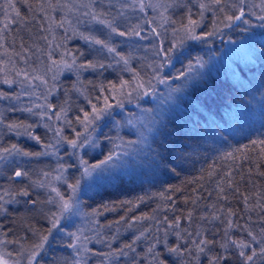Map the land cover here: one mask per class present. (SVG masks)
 <instances>
[{
    "label": "trees",
    "instance_id": "trees-1",
    "mask_svg": "<svg viewBox=\"0 0 264 264\" xmlns=\"http://www.w3.org/2000/svg\"><path fill=\"white\" fill-rule=\"evenodd\" d=\"M174 1H128V12L114 16L120 0H98L103 12H95L94 4L90 9L82 6L76 14L83 28L73 32L66 25L69 7L64 0H0V29L8 26L0 32V64L9 63L10 69H27L34 63L45 65L52 78L48 85L51 91L45 93L46 98L37 105L38 100L24 78H17L13 71H4L0 67V94H8L0 98V152L15 145L22 153L30 154H18L19 158L13 154L5 160L8 164L3 169L4 174H0V196L3 197L0 233L14 249L22 241L28 244L47 236L36 264H72L70 252L64 245L70 236L46 234L50 209H47L41 188L32 185L34 179H41L53 171L47 156L36 155L48 137L47 128L37 120L40 111L36 108L47 105L51 112L48 104L53 103L60 111V130L71 136V126L90 103H98L102 96L111 95L113 84L117 86L128 81L125 66L116 61L113 64L110 53L95 44L94 39L106 41L120 56L125 51L130 52L134 60H128V68L133 72L145 73L151 65L152 56L143 53L149 58L148 65L140 67L138 57L134 58L138 55L137 50L126 36L121 38L106 31L107 24H101L99 20L111 22L115 28L124 31L145 19L156 22L151 38L158 41L157 49L173 48L169 54L170 63L164 62L161 54L159 63L164 62L166 66L159 76L162 73L164 78L167 65L176 66L173 84L182 88L174 97V106H162L156 124L141 143L136 140L138 137L134 140V133L118 130L111 121L110 111L116 106L115 102L97 129L96 150L91 155L90 150L83 147L82 157L95 165L109 155L113 156L112 162L101 167V173H92L94 168L90 170L87 178L92 177V183L88 184L86 178L80 180L82 188L73 198L82 217L90 218L87 220L92 230L90 237H96L99 242L89 252L105 254L102 255L105 264H159V261L164 264H209L212 257L224 253L220 245L228 242L229 259L223 264H244L239 249L230 243L235 240L250 245L244 250L246 255H251L253 248L256 250L257 255L248 264H264V255L260 254L264 246V210L259 207L264 205V176L260 174L264 173V157L259 154V148L252 145V141L264 139V42L256 39L249 46L247 56L232 52L212 64L207 63L209 56L216 52L213 43L218 42L219 37L264 34V21L258 19L264 11L257 15L253 1L248 4L243 0L241 9L246 2L251 10L248 14L256 22L244 15L242 20L226 27L228 21L221 26L220 20L226 15H237L226 0L212 7L210 0H206L209 11L198 19L194 17L203 0ZM9 3L14 8H9ZM160 4L164 6L159 7ZM225 10L227 14L223 13ZM16 12H19L18 17ZM93 14L97 19H93ZM189 15L198 21L195 35L202 38L189 37L180 39L177 44L168 43L170 29L188 24ZM210 26L212 29L208 30ZM203 31L212 35L202 34ZM109 34L111 36L107 38ZM73 42L81 49L71 47ZM146 45L152 48V44L146 42ZM64 51L70 54L71 60ZM73 57L76 59L73 69L62 66L65 61L71 64ZM59 58V69L52 68V63H57ZM90 61L103 63L105 67L76 71ZM189 64L193 66L191 71ZM178 71L186 73L177 74ZM12 78L15 81L5 82ZM160 78H155L151 86ZM33 84L31 87L34 88ZM129 85L126 92L135 87L134 82ZM151 86L146 89L148 95L141 91L140 95L132 96L129 105L123 100L122 107L134 106L140 111L151 107L149 102L160 101L165 91L159 94L160 100H156L152 97ZM39 90L46 91L40 85ZM32 99L34 102L30 104ZM68 121H71L70 125ZM9 125L18 127L10 129ZM227 153H233V156H226ZM70 157L71 162L73 151ZM75 168L74 164L67 167L65 174L73 175ZM15 169L28 175L15 178ZM68 179L71 183L76 181L71 176ZM22 189L29 195H20ZM245 197H248L247 202ZM33 200L37 201L35 205L30 203ZM190 212L191 219L188 218ZM229 213L233 215L229 216ZM229 219L233 222L230 228L226 223ZM67 228L69 231L72 226ZM249 232L256 236L255 241ZM205 238L212 243L201 245L204 251L199 252L196 243ZM129 244L131 249L125 247ZM177 247L179 254L169 251ZM121 250L126 254L121 255ZM108 253L115 254L109 256ZM3 259L8 264L11 262ZM14 264L28 263L22 258Z\"/></svg>",
    "mask_w": 264,
    "mask_h": 264
},
{
    "label": "rangeland",
    "instance_id": "rangeland-1",
    "mask_svg": "<svg viewBox=\"0 0 264 264\" xmlns=\"http://www.w3.org/2000/svg\"><path fill=\"white\" fill-rule=\"evenodd\" d=\"M90 1L91 2L84 4L83 2H81V0H64V3L69 7V12H68L67 19H66V25L69 31L74 32V31L82 30L83 27L79 24L78 16L76 14V12L82 6H85L88 9H90V7H92L94 4L95 12L97 13L103 12V7L100 4V2H98V0H90ZM128 1L132 2L133 0H128ZM128 1L120 0V2L118 3V8H117L118 11L115 12L114 16L118 14H123L124 12H128V7H129ZM181 1L182 0H175L174 2L179 3ZM203 1H204L203 2L204 4L208 5V2L206 0H203ZM252 1H253V5L255 6V10H256L255 13L259 15L262 12L261 10L262 0H246L248 4L251 3ZM246 2H244L243 4V9L246 13L245 17L248 18V15H249L248 12H250L251 10H249ZM193 3L195 2L193 1ZM209 3L211 4V7L217 6V4L214 3V1L210 0ZM226 3L233 8L232 11H234L235 13H237V15H239V10L241 9V6H242L241 0H226ZM163 6H164L163 4L159 5V7H163ZM208 9H209V6L203 10L200 8L197 16L194 18H197V19L200 18L201 12H203L202 16H204L206 12L209 11ZM227 12L228 11L225 10L223 13L227 14ZM176 18L178 19V16ZM249 19L256 22L255 18H253L252 16H250ZM226 22L227 20H225V16H224V19L220 20V24H222L221 26H223ZM155 23L156 22L145 19L144 21L139 23L138 26L135 25L134 27H126V29L124 30V31L128 30L127 33H139V35H134V34L126 35V40L132 43L133 47H135V49L137 50L136 54L138 55L135 56L134 58L138 57L137 62L139 63L140 67L145 68V65H148L149 58L143 53H147L148 55L152 56V60L150 62L151 65L148 67L145 73L138 72L137 70L133 72L131 71L130 68H128L130 70L126 69L125 71H126V74H128V82L129 83L134 82V84H136L137 81L143 82L145 84L144 90L148 88L149 81H151V84H152L155 78L161 77L160 79H163L165 82L161 83L159 79L158 83L151 86V88L154 90L152 97H154L156 100H160L158 99L159 94H162L164 90L165 92L162 95L163 98L160 101H156L155 103H153L154 101L149 102V105H152V106L148 107L147 109L140 110V111H137V109H135L134 106H132V108H124V107L115 106L111 108V111H110L111 112L110 115L112 118L110 119L112 122L115 123L116 128L118 130L127 129L132 134L134 133L133 134L134 140L138 137L136 140L140 143L143 141L144 137L147 136V134L151 131L153 126L156 124L157 122L156 120H157L159 112L162 110V106L165 104L166 106L169 104L170 105L173 104L174 106L175 105L173 102L174 97L180 92L182 88L180 87L181 85L179 84L178 85L173 84L174 77H175L174 72L176 71V66L172 64L169 66L167 65V69L163 71L164 78L162 77L163 75L162 73H161V76L159 77L154 75L153 68L155 67V65L159 64V59L161 56V55H157V53L159 52V50L157 49L158 41L156 40V38H153V39L151 38V32L153 31V26ZM182 26L170 29L169 31L170 39L167 38L168 43H170L171 45L175 43L177 44L179 43L180 39L181 41H183L184 39L190 37V35L186 34ZM105 29L106 31H110L111 33H113L109 27ZM211 29H212V26L208 28V30H211ZM117 30L120 31L121 29L117 28ZM113 34H116V33H113ZM202 34H209V33L206 31H203ZM110 36L111 35L109 34L107 38H110ZM84 37L86 38V36ZM122 37L123 36H121V38ZM115 38L117 39L118 37H115ZM256 39H260L261 42H264V34L263 33H242L241 35L226 34V36H224L223 38L219 37L218 42L213 43L214 47L216 48V52L214 54L212 53L209 56L207 63L212 64L214 61L222 58L224 54L226 55L232 52L241 53L247 56L249 53L248 51L250 49L249 46H251L253 42H256ZM146 42L152 44V48L150 47V45L147 46ZM71 47H74L75 49H79V50L81 49L78 43L76 42H73L71 44ZM64 53L67 54L66 56L68 57L70 56V54L67 53V51H64ZM120 55L117 56L114 53L110 54V59L112 60L111 62L113 64H116L114 61L119 60ZM123 56H125V58H127L128 60L132 58L131 53L127 51H125ZM60 59L61 58L57 60V63L56 61L52 63V68H55V69L58 68ZM69 60H71L70 57H69ZM132 60L134 59L132 58ZM121 64L124 65L123 62H121ZM62 66H65L63 62H62ZM0 67H2L4 71H7L8 69H9L8 72L13 71V75L17 78H24L23 79L24 82L31 89V91H33L34 96L38 100L37 105L42 104L41 100L42 99L44 100L46 98L45 93L51 91V87L49 88L48 85H49V81L52 78H51V74L46 72L45 65H36L34 63L33 65H31L30 68H27V69L26 68L10 69L11 68L10 64L4 62L0 64ZM181 73H186V72L178 71L177 74H181ZM13 79L15 78L10 79V81H12ZM32 84L34 85V88L33 86L31 87ZM39 85L42 87L43 90H46V91L43 92L39 90ZM120 87H121L120 84L116 86L117 89H119ZM144 90H141V91H144ZM124 91L126 92L125 89ZM131 92H132V96L136 94L133 90ZM4 95H8V94L4 93ZM111 95H115V93L112 91ZM107 96H109V94H107ZM132 96L130 98L117 97V100L123 99L124 102L129 105V102L133 101ZM102 97L104 98L105 96H102ZM33 102L34 101L32 99L30 104H32ZM115 102L116 100H109V103L111 105ZM92 104L103 106V99L99 100L98 103H90L86 111L90 112L92 110ZM48 105L51 106L50 107L51 112L48 111L47 105H45L43 108L41 107V108H36V109H39L40 111L39 117H37L38 122L43 124L48 130L47 140L41 143L40 153L49 158V167H51V170L53 171L47 172L46 175L44 174V176H42L41 179L37 178L36 181L35 179L32 181L33 186H39L41 188V193L43 194V196L45 195V197L43 198L46 199L45 202L47 204V209H50V211L47 213L49 222H48L46 234L49 235L48 229L51 228V221H50L51 214L57 213L59 215L58 205L55 203L50 204L47 202L50 198H54L56 196L55 192L52 191V189L55 188L64 196L65 200H68L69 197H71V202L74 205V207L70 211L65 212L62 216H60L59 224L57 228L52 230V232L55 233V237H59V236L64 237L65 235L67 236V234L69 235L70 233L76 234L75 236L69 235L70 236L69 241L64 242V245L70 252L71 261L80 259L81 264H105L106 261L103 259V256L101 255V253L98 252L97 254L96 253L91 254L89 252L90 249L97 246L98 245L97 243L99 242L96 240V237L95 238L94 236L90 237L91 235L90 232L92 230L90 229V226L87 223V220L89 221L90 218L89 216L87 217L85 216L84 218L82 217V214L79 212L77 206L74 204V201H73V198H75L76 196V192L73 193L72 189L69 187V185H76L77 182H79L78 187L76 189L77 191V190H80V188H82L81 181H80L81 179L86 178V182L88 184L94 181L92 177L90 178H87V177H88L90 170L93 169L91 166L95 164L90 162V160H86L85 158L82 157V150H83V147L88 148V150H90L91 155L93 154L94 150H96V142L98 139L97 129L102 124L101 121L104 119V117L96 121L93 125L88 126V127H85L84 125L80 124L78 121H75L73 126H71L72 127L71 129L72 130L75 129V131L73 130V132H71V136H67V133H63L60 130L59 125H58V121L61 118L57 119V116L59 115L61 117V115L59 114L60 111L58 109L56 110L53 103H49ZM83 116H84V112L80 116V118L83 119ZM57 132H59V136L57 135ZM77 133L81 134L79 137L78 143H82L83 146L73 149L71 145L68 144L67 141L72 140V139H77ZM72 151H73L74 160L70 162L69 158L71 159L70 154L72 153ZM17 157L19 158L18 154H17ZM112 160L109 162H112ZM82 161L84 163H82ZM100 162L101 161H98L97 164H99ZM108 163L102 166L108 165ZM7 164H8V161H4L0 163V174L1 175L4 174L3 169L5 168ZM73 164H74V168L76 165H78L79 168H75L74 170H72L73 175L71 174L70 176L74 177L76 181L71 183L69 182V179H68V177L70 176L68 174H65V171L67 167L72 166ZM86 167L88 168L87 174H85ZM101 167H99V169L94 168L91 172L92 173L97 172V174L98 172L101 173L99 171ZM75 171L76 173H74ZM57 177H60V179H57ZM41 184H43L44 186L41 187L40 186ZM0 203H2V200H0ZM63 218H64V221H63ZM69 225H71L72 228L71 229L69 228L70 230L68 231L67 226ZM76 237H79V239H77ZM23 242L25 241L20 242V246L14 249L13 246H10L7 239H5L3 236L0 237V258L3 259L4 257L8 259L9 261H11L9 264H14L16 260H20L22 258L26 259V262L28 263L29 254L31 250L33 249V246L41 242V237L35 240H32L28 244H25ZM70 244H77L81 246L79 257L76 255V251H77L76 249L68 247V245ZM84 248L88 249V251L87 252L83 251Z\"/></svg>",
    "mask_w": 264,
    "mask_h": 264
},
{
    "label": "snow or ice",
    "instance_id": "snow-or-ice-1",
    "mask_svg": "<svg viewBox=\"0 0 264 264\" xmlns=\"http://www.w3.org/2000/svg\"><path fill=\"white\" fill-rule=\"evenodd\" d=\"M220 2H221V0H214V3L217 4V5H219ZM241 2H243V0H241ZM8 7L9 8H14V5L9 3ZM207 7H208L207 4H204V3L200 4V8L202 10L206 9ZM141 9H143V4H141ZM261 10L264 11V0H262ZM221 11H223V9H221ZM6 15H7V13H6ZM15 15L18 17L19 16V12H16ZM202 15H203V12H201V16ZM244 15H245V13H244L243 9L239 10V15H226L225 16V20H227L228 23L225 26L226 27H231L232 24L235 21L242 20ZM93 19L94 20L97 19L95 14H93ZM258 19L261 20V21H264V15L258 16ZM99 23L107 24V27H109L113 33H116L119 36H126V35H133V34L134 35H139V33H126L124 31H118L117 28H115L112 25L111 22H106L104 20H99ZM243 23L246 24V23H248V21L247 20H243ZM197 25H198V21L191 19V16L189 15L188 24L187 25H183L182 27L184 28L186 34L190 35V38H192V39H201L202 37H199V36L195 35V27ZM7 27L8 26L6 24L4 29H0V32H3L5 29H7ZM209 35H212V33H209ZM85 39H89V38L86 37ZM93 42L95 44H97V45H100L101 49H106L108 51V53H110V54L111 53H115L117 56L120 55L119 53H117L116 48L110 46V44L107 43L104 40L94 39ZM172 51H173V48H168L166 50L164 48H161L159 50V52L157 53V55L163 54V61L170 63L169 54ZM121 62H123L125 68L128 69V64H129L128 59L125 58L124 56H120L119 60H116V63L120 64ZM164 62H161V63L155 65V67L153 68V72H154L155 76L159 77L160 70H162L164 68V66H165ZM63 63L69 69H73L75 67V65H76V59H75V57H73V60H72L71 64H68L66 61L63 62ZM111 66L112 65H108V67H111ZM97 67L103 69L105 67V64H103V63L97 64V63H93V62L90 61L86 65H83V64L80 65L78 68H76V71L79 72L81 68H83V69L90 68L92 70H96ZM192 67L193 66L191 64H189V66H188L189 71H191ZM201 67H202V65H201ZM128 70H130V69H128ZM181 75H184V73H181ZM5 82L6 83H11V81H7V80ZM160 82L163 83L165 81L163 79H160ZM129 86L130 85H129L128 81H122L121 82V87L119 89H117L116 86L113 84L112 85V91L115 93V95L105 96L103 98V106H98L97 104H92V110L90 112L85 111L83 119H81L80 117H77V121L80 124L84 125L85 127L93 125L96 121L102 119L103 116L108 112V109L112 107V105L109 103V100H116V106L117 107H122L123 106V99L117 100V97L130 98L132 96V92H125L124 91V89L126 87H129ZM150 86H151V81L148 82V87H150ZM144 89H145V84L143 82L137 81V83L135 84V87L133 88V91L137 95H140L141 94V90H144ZM101 90L103 91L104 89L102 88ZM143 95H148V92L146 90L143 91ZM0 98H5L4 94H0ZM29 111H30V109H29ZM61 112H64V109H61ZM60 118L61 117L58 115L57 119H60ZM68 123L70 125L71 121H68ZM8 127L10 129H12V128L18 127V125H9ZM73 130L75 131V129H73ZM57 135L59 136V132H57ZM80 135H81L80 133H77V139H72V140H68L67 141L68 144H70L73 149L83 146L82 143H78ZM34 138L39 140V137H34ZM252 145H253L254 148L258 147L259 148V154L262 157H264V139L254 140V141H252ZM245 147H247V146H245ZM237 151H239V149ZM13 154H19V155H24V156L30 155L27 152H23L22 153L19 149L16 148L15 145H13L10 149H4L2 152H0V163H2L5 160H7ZM44 154H46V153H44ZM36 155H41V153H37ZM226 156H229V157L233 156V153H227ZM112 159H113V156L109 155L106 160H102L99 164L93 165L91 167L92 168H99L102 165L107 164ZM82 163H84V162L82 161ZM87 172H88V168L86 167L85 168V174H87ZM260 174L262 176H264V173H260ZM27 175H28L27 172H21V171H16L15 172V176L16 177L27 176ZM57 179H60V177H57ZM78 183L79 182H77L76 185H69V187L72 189L73 193L76 192V189L78 187ZM40 186L43 187L44 185L41 184ZM229 186L231 187V180L229 181ZM52 191L55 192L56 196L54 198H50L47 202L50 203V204L55 203V204L58 205L59 215L57 213H52L51 214V217H50L51 228L48 229L49 235L51 234L53 229L57 228V226L59 224L60 216H62L65 212L70 211L74 207V205L71 202V197H69L68 200H65L64 196L58 190L53 188ZM223 191H224V189L221 188V192H223ZM19 194L23 195V196H28L29 195L28 191L27 190H23V189L20 191ZM244 199H245V202H247L248 197H245ZM0 200H3L2 196H0ZM30 203L35 205L37 203V201L33 200V201H30ZM259 207H261V209L264 210V205H259ZM0 209H3V205L2 204H0ZM191 215L192 214L190 212L189 216H188L189 219H191ZM231 215H233V214L229 213V216H231ZM214 218L218 219V217H214ZM226 223L228 224L229 228L232 227V223L233 222L230 219L227 220ZM176 226L179 227V221H177ZM262 232H264V229H262ZM69 235L75 236L76 234L75 233H70ZM196 235L199 236L200 233L197 232ZM227 235H228V232H227V229H226L225 230V236L227 237ZM249 235L252 237L253 241L256 240V236L252 235L251 232H249ZM76 238L79 239V237H76ZM47 239H48L47 236H42L41 237V242L33 246V249L31 250V252H30V254L28 256V264H36V258L39 255V251H40V249H42L44 247V243L47 241ZM137 239H139V237H137ZM193 243H196V242L193 241ZM211 243H212V241H209L206 238L205 239H201V240H199L198 243H196L197 250L199 252H203L204 251V247H201V245L207 246V245H209ZM230 243L232 245H235L236 248L239 249V256L241 258H243L244 264H248V262L253 261V258L257 255L256 250L254 248L251 250V255H246L244 250L246 248H249L250 245L248 243L244 242V241H239L238 242V241L232 240V241H230ZM228 246H229L228 242L222 243L220 245V247L224 250V253L212 257L210 259V261H209V264H223V262H226L229 259V256L227 255ZM68 247L76 249L77 250L76 251V255L79 257L80 249H81L80 245L70 244V245H68ZM125 247L131 249L132 245L131 244L125 245ZM83 251L87 252L88 249L84 248ZM149 251H151V249H149ZM169 251L173 252V253H177V254H179V252H180L178 247L177 248H170ZM114 254L115 253H108L106 255L110 256V255H114ZM120 254L121 255H125L126 253H124L123 250H121ZM260 254L264 255V246L261 247ZM101 255H105V254H101ZM0 264H8V261L0 258ZM72 264H81V260L80 259H76V260L72 261ZM159 264H164V261H159Z\"/></svg>",
    "mask_w": 264,
    "mask_h": 264
},
{
    "label": "water",
    "instance_id": "water-1",
    "mask_svg": "<svg viewBox=\"0 0 264 264\" xmlns=\"http://www.w3.org/2000/svg\"><path fill=\"white\" fill-rule=\"evenodd\" d=\"M16 171H17V169H15V171L13 172V176H14V177H16V176H15V172H16Z\"/></svg>",
    "mask_w": 264,
    "mask_h": 264
}]
</instances>
